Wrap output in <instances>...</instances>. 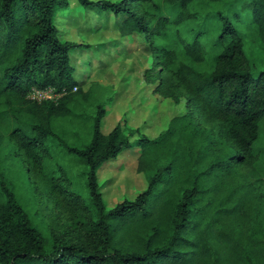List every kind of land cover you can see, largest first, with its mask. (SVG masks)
Wrapping results in <instances>:
<instances>
[{
	"label": "trees",
	"instance_id": "16d2710c",
	"mask_svg": "<svg viewBox=\"0 0 264 264\" xmlns=\"http://www.w3.org/2000/svg\"><path fill=\"white\" fill-rule=\"evenodd\" d=\"M78 1L125 16L124 35L146 32L170 86L184 88L189 107L218 123L207 129L190 109L157 137H141L138 171L148 176V187L107 209L97 172L131 145L130 137L121 124L102 131V106L81 147L58 129L56 121L73 117L72 108L87 94L71 64L82 45L63 41L54 21L68 0H0V124L16 139L27 178L54 145L86 166L90 202L74 191L69 195L88 211L86 225L95 236L90 245L63 227L45 234L2 178L0 264H253L250 254L264 258L260 241L232 230L259 205L248 198L253 184L242 178L239 164L254 160L264 118V71L251 72L235 18L252 19L253 34L264 42V0H228L224 7L222 0ZM153 72H145L147 80L155 79ZM34 88L66 93L37 102L29 98ZM61 178L67 190L70 178L66 172Z\"/></svg>",
	"mask_w": 264,
	"mask_h": 264
},
{
	"label": "rangeland",
	"instance_id": "374dc122",
	"mask_svg": "<svg viewBox=\"0 0 264 264\" xmlns=\"http://www.w3.org/2000/svg\"><path fill=\"white\" fill-rule=\"evenodd\" d=\"M116 1V0H111ZM224 7L228 0H222ZM125 16H116L82 5L78 0H68V5L58 6L55 24L63 41L81 43L72 52L71 64L74 77L85 96L81 95L72 108L73 117L56 121L58 129L65 134L69 144L81 147L92 137L93 118L98 106L106 110L102 131L109 133L121 124L129 135L131 145L117 159L101 165L97 172L99 190L107 209L125 200H134L149 184L148 176L138 171L142 153L139 139L143 136L157 137L166 130L170 121L191 110L207 129L218 123L188 105V93L184 88H174L170 74L159 63L158 52L153 48L146 32L138 31L124 35L120 30ZM235 25L244 34V49L251 72L258 75L264 71V42L254 35L255 24L247 15L235 18ZM210 60L211 55H207ZM155 79L147 80L145 72L152 71ZM15 147V148H14ZM13 149L19 154L14 157ZM251 163L239 164L246 182L253 184L248 198L257 201V209L244 214L232 223V230L262 243L264 249V118L260 122V137L254 147ZM21 149L10 130L0 124V180L6 181L18 195L34 223L45 234L70 229L75 241L94 245L95 236L87 226L88 211L75 205L69 191H74L90 202L86 166L54 145L50 153L39 159L40 164L25 174V164L19 160ZM70 178V184L62 174ZM60 179H57V178ZM228 183L231 176H228ZM249 189L245 188L231 199H239ZM69 195V196H68ZM223 199L229 198L223 194ZM232 202H234L232 200ZM81 205V204H80ZM251 248V244L247 245ZM253 247V246H252ZM253 264H264L263 257L250 254Z\"/></svg>",
	"mask_w": 264,
	"mask_h": 264
},
{
	"label": "built area",
	"instance_id": "2783aa9c",
	"mask_svg": "<svg viewBox=\"0 0 264 264\" xmlns=\"http://www.w3.org/2000/svg\"><path fill=\"white\" fill-rule=\"evenodd\" d=\"M77 88L78 87H75L74 91H76ZM65 93H66L65 90H63L62 92H56L53 88H45V89L34 88L31 91L29 98L37 102H41L48 99L56 100L61 96H63Z\"/></svg>",
	"mask_w": 264,
	"mask_h": 264
}]
</instances>
